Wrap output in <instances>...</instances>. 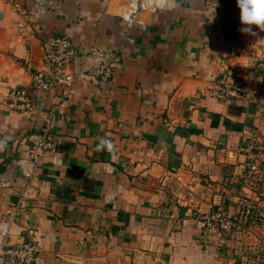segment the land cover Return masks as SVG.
<instances>
[{
  "label": "crops",
  "instance_id": "obj_1",
  "mask_svg": "<svg viewBox=\"0 0 264 264\" xmlns=\"http://www.w3.org/2000/svg\"><path fill=\"white\" fill-rule=\"evenodd\" d=\"M15 2L0 0V241L36 243L34 264H226L202 218L236 212L247 136L264 131V31H240L236 0ZM51 35L79 50L58 109L31 76ZM226 71L242 96L223 101ZM14 89L32 112L6 104Z\"/></svg>",
  "mask_w": 264,
  "mask_h": 264
},
{
  "label": "built area",
  "instance_id": "obj_2",
  "mask_svg": "<svg viewBox=\"0 0 264 264\" xmlns=\"http://www.w3.org/2000/svg\"><path fill=\"white\" fill-rule=\"evenodd\" d=\"M14 3L16 0H7ZM42 68L32 72V84L35 88L53 93L57 96L59 103L54 106L58 109L68 101L72 95V85L77 76V72L68 73L65 66L70 60L77 56L78 49H75L72 42L65 35H51L43 41ZM62 86V88H61ZM58 88L60 89L58 91ZM210 95L218 100L227 101L237 99L242 96V88L235 82L229 71L224 72L217 84L210 91ZM6 104L18 111L29 113L34 109L30 95L24 89H14L9 92ZM53 111V110H52ZM53 125L51 116L46 119V124L42 131L30 136V155L34 160H38L41 153L50 150L54 143L50 135ZM260 135L256 133L248 134L245 148L253 158L252 153L256 150H263ZM254 169L255 165H250ZM206 228L231 230L234 226V219H230L222 207L202 218ZM3 239L0 241V264H34L36 259L37 245L33 241H24L19 246H11L6 243L8 229L1 230Z\"/></svg>",
  "mask_w": 264,
  "mask_h": 264
},
{
  "label": "rangeland",
  "instance_id": "obj_3",
  "mask_svg": "<svg viewBox=\"0 0 264 264\" xmlns=\"http://www.w3.org/2000/svg\"><path fill=\"white\" fill-rule=\"evenodd\" d=\"M260 137L263 150L253 152V158L250 153L246 154L239 173L237 183L242 197L236 212L231 215L224 209L230 219L235 220V226L229 231L205 228L207 234L220 236L232 246L227 248L226 264H264V131ZM250 165L255 168L250 169ZM218 207L225 208V205L221 201Z\"/></svg>",
  "mask_w": 264,
  "mask_h": 264
},
{
  "label": "clouds",
  "instance_id": "obj_4",
  "mask_svg": "<svg viewBox=\"0 0 264 264\" xmlns=\"http://www.w3.org/2000/svg\"><path fill=\"white\" fill-rule=\"evenodd\" d=\"M236 3L240 9V22L244 25L240 31L255 35L251 27L252 25L264 31V0H236ZM105 149L111 151L113 144L109 139L101 137L97 144V150Z\"/></svg>",
  "mask_w": 264,
  "mask_h": 264
}]
</instances>
